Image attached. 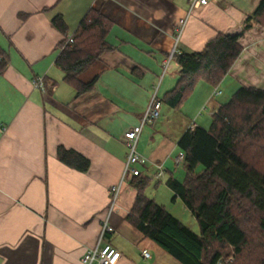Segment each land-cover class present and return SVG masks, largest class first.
I'll use <instances>...</instances> for the list:
<instances>
[{
	"label": "crops",
	"instance_id": "1",
	"mask_svg": "<svg viewBox=\"0 0 264 264\" xmlns=\"http://www.w3.org/2000/svg\"><path fill=\"white\" fill-rule=\"evenodd\" d=\"M260 1L210 0L192 9L179 34L190 0H0V45L9 55L0 75V264H79L107 218L114 231L103 243L121 252L117 264H183L126 219L137 194L132 185L120 194L123 182L109 213L110 187L121 181L126 159L125 133L140 126L153 90L163 97L176 85L174 54L200 51L220 32L239 34L242 52L219 85L264 89V26L245 27ZM91 9L112 21L108 41L115 49L80 74L83 82L97 81L78 94L56 64L64 35L53 19L61 15L69 35ZM36 77L45 90L34 84ZM219 85L198 82L182 119L167 105L168 121L150 124L142 138L143 128L140 169L156 177L155 164L164 162L165 184L177 175L178 141L190 126H206L202 112L211 110L212 117L225 103L214 102L223 93ZM216 89L221 94L214 95ZM191 116L194 125L187 123ZM169 123L170 130L161 129ZM60 145L86 156L90 169L64 165ZM144 249L151 256L144 257Z\"/></svg>",
	"mask_w": 264,
	"mask_h": 264
},
{
	"label": "trees",
	"instance_id": "2",
	"mask_svg": "<svg viewBox=\"0 0 264 264\" xmlns=\"http://www.w3.org/2000/svg\"><path fill=\"white\" fill-rule=\"evenodd\" d=\"M252 22L264 26V0L245 27ZM53 23L64 35L56 59L64 80L78 94L92 89L97 76L89 82L79 76L103 53L115 49L108 41L112 21L99 10H89L72 33L74 43H67L68 28L61 15ZM239 37L220 32L200 51L175 53L179 78L160 97L163 104L180 109L200 81L217 87L242 52ZM8 63V52L0 45V75ZM178 147L186 154V174L181 180L171 174L166 184L174 191V199L180 198L196 217L200 233L146 194L152 178L142 169L130 180L137 194L126 219L183 264H223L228 247L236 260L224 264H264V256H244L247 248L254 251L241 221L245 215H256L257 228L264 235V89L240 86L213 113L209 128L190 126ZM57 155L68 167L81 172L90 169L91 161L75 149L60 145ZM257 247L264 249V241Z\"/></svg>",
	"mask_w": 264,
	"mask_h": 264
},
{
	"label": "built area",
	"instance_id": "3",
	"mask_svg": "<svg viewBox=\"0 0 264 264\" xmlns=\"http://www.w3.org/2000/svg\"><path fill=\"white\" fill-rule=\"evenodd\" d=\"M210 0H190V11L185 18L179 21L178 33L181 34L186 26L188 18L193 8L205 6ZM67 43H74V37L72 34L68 35ZM172 56L167 58L163 64L164 72L170 67ZM34 84L45 90L44 79L42 77H36ZM221 94V91L216 89L214 95ZM163 102L157 94V89L154 90L151 97L150 103L142 115L141 124L138 128L130 129L125 133V145L127 148V154L125 164L123 168L122 178L119 184H115L110 187V193L112 194V206L109 213L112 212L113 206L117 200L123 182L130 181L134 176L140 174L141 169L138 164L142 161V155L138 151V142L146 124H152L161 117ZM186 162V154L183 150H179L175 156L174 164L176 168L184 167ZM156 177L161 179L165 177V166L164 162L156 163ZM114 228L109 223L108 218L102 223L101 231L95 246L89 248L81 257L79 264H117L122 254L115 248L111 243H103L104 237L107 233L113 232ZM142 254L144 257L151 256L148 250H143Z\"/></svg>",
	"mask_w": 264,
	"mask_h": 264
},
{
	"label": "rangeland",
	"instance_id": "4",
	"mask_svg": "<svg viewBox=\"0 0 264 264\" xmlns=\"http://www.w3.org/2000/svg\"><path fill=\"white\" fill-rule=\"evenodd\" d=\"M218 88L220 90H222L223 93H222V95L216 97V99L214 101L215 103H223V101L227 102L230 99V97L232 96V93L235 91V90L232 91V87L229 84V82H227V81L224 82L221 86L219 85ZM154 89H155V87H154ZM152 95L153 94H151V97H152ZM187 102H185L182 105V107L179 110H177V112H176L177 118L179 117V112L182 114V116L179 117L181 119L184 116L183 114L188 113L190 105L189 104L186 105ZM190 102H191V100L188 103H190ZM162 110H161L162 111L161 117L156 120V123H155L156 125L160 124L162 121L163 122L168 121L167 117H169V115L165 114V111L170 110V108H168L167 105H164V107L162 106ZM210 111L211 110L204 111V112H202V115H201L203 124H205V122H206V124H205L206 128L210 127V124L212 121ZM207 119H209V120H207ZM195 120H196V117L191 116V117L187 118V123H190V125H194ZM151 127H152V125L146 124V126L144 127L145 131L143 133L142 138L147 135L148 128H151ZM161 129H164L166 131L170 130V123L166 124L165 126H162ZM124 164H125V160H124ZM176 169H177V175L176 176L179 179H182L184 177V175L186 174V169L184 167H179ZM150 177L152 178V180H151V183L147 189L148 195L151 198H155L157 202L164 204L168 211H170L174 216L179 218L184 224H186L188 227H190L193 231H195L196 233H200V226H199V223H198L196 217L192 213H190L188 208L184 207L185 205L180 198L177 200V202H175L174 192L171 189H169V187L164 182L165 177H166V173H165V177L161 178L160 180H162V181L158 184L155 181L156 177L154 175L150 176ZM119 183H117V184H119ZM126 184H128V186H131V184L128 183V181H125L124 185H123L124 187H123V189H121L120 194H122L124 192V188H125ZM244 217L245 218H241V221L243 223L244 229L247 231L249 242L252 243V250L254 251V253H252L250 251V249L247 248L244 256H264V249H260L258 251V247H257L259 242H262V244H263L264 235L257 228V225H256L257 217H256V215L250 214V215H245ZM147 247H148L150 252H152V253L155 252V250H153L152 247H150V246H147ZM255 249H257L258 252ZM255 252H257V253H255ZM235 256L236 255L234 254L233 249L228 247L225 250V254H223V257H222V259L224 260L223 262L224 263H233L236 260Z\"/></svg>",
	"mask_w": 264,
	"mask_h": 264
},
{
	"label": "water",
	"instance_id": "5",
	"mask_svg": "<svg viewBox=\"0 0 264 264\" xmlns=\"http://www.w3.org/2000/svg\"><path fill=\"white\" fill-rule=\"evenodd\" d=\"M224 264V263H223Z\"/></svg>",
	"mask_w": 264,
	"mask_h": 264
}]
</instances>
